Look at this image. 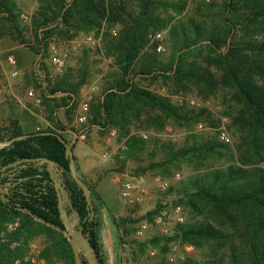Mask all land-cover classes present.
Returning <instances> with one entry per match:
<instances>
[{
    "label": "trees",
    "instance_id": "1",
    "mask_svg": "<svg viewBox=\"0 0 264 264\" xmlns=\"http://www.w3.org/2000/svg\"><path fill=\"white\" fill-rule=\"evenodd\" d=\"M37 3L32 18L37 45L58 30L67 33L75 28L90 32L100 30L103 24L119 29L115 37L104 41L106 54L113 59L116 71L100 106L95 109L92 125L101 127L99 121L103 120L123 130L132 115L138 118L143 111L148 117L159 113L162 120L171 119L178 124L187 121L184 110L171 105L166 98L126 83L134 64L139 74L155 73L152 69L157 61L155 53L152 49L142 53L146 35L150 29L168 28L171 46L179 53L174 68L167 69L172 79L178 84L193 82L212 88L215 78L219 77L220 86L235 90L247 112L251 131L257 137H264V0H226L219 29L193 17L173 24L172 19H160L155 14L160 0H38ZM14 6L12 1L0 0V13L6 14L4 23L8 24V35H12L15 25ZM175 8L176 15L182 13L183 7ZM55 22H60L59 27L50 28ZM236 28L242 34L238 39L231 38ZM16 32L18 40L23 41ZM203 44L210 51L206 61L212 63L214 71L186 61V55ZM33 51L39 53V48ZM69 87L72 91L71 85ZM201 113L186 114L199 117ZM11 125L0 129V144L27 137L0 148V186L4 189V199L0 197V264H13L22 259L28 239L40 235L46 239L41 252L46 264L52 258L64 264H75L70 241L61 233L65 226L58 210L56 179L49 165L40 163L44 159L56 168L57 180L67 196L64 208L69 217L75 213L74 229L87 239L96 264H106L100 220L92 204V198L99 197L79 177L89 191L88 204L83 191L72 179L70 161L77 172L75 158L66 154L64 144L56 137L61 136L59 132L46 128L25 134L17 127V122ZM48 132L52 135H45ZM142 143L130 140L129 153ZM217 146L207 143L198 149L180 152L183 155L197 150L211 153ZM181 190V202L190 212V217L178 227L184 243L194 248L207 245L212 253L222 250L229 264H264V166L209 169L188 178ZM14 222L18 226L9 231L8 225ZM13 242L17 246L11 248ZM81 257L83 264H88L87 259Z\"/></svg>",
    "mask_w": 264,
    "mask_h": 264
},
{
    "label": "rangeland",
    "instance_id": "2",
    "mask_svg": "<svg viewBox=\"0 0 264 264\" xmlns=\"http://www.w3.org/2000/svg\"><path fill=\"white\" fill-rule=\"evenodd\" d=\"M9 1L15 5L12 35H8V24L4 23L6 14L0 13V98L8 105L7 118L0 129L29 119L36 131V127L49 128L46 125L49 122L70 146L90 144L93 153L91 170L97 173L95 180H88V185L99 197L92 198V204L101 221L100 240L106 264H168L167 257L171 254L179 264H229L222 250L212 253L207 245L194 248L184 243L178 227L190 217L189 210L181 202V187L188 178L213 168L264 166V137H257L251 131L247 112L235 90L220 86L219 77L215 78L212 88L193 82L176 83L167 69L174 68L179 53L171 46L168 28L150 29L142 53H149L151 49L155 53L157 61L152 67L155 73L139 74L137 64H134L126 83L166 98L171 105L184 110L187 121L178 124L171 119L162 120L159 113L148 117L143 111L138 118L132 115L123 130L109 126L103 120L99 121L101 127L92 125L95 109L100 106L116 71L113 59L106 54L104 41L115 37L118 27L103 24L100 30L90 32L75 28L67 33L58 30L37 45L32 18L38 0ZM160 1L155 12L160 19H172L173 24L193 17L219 29L226 0ZM179 6L183 7L182 13L176 15L174 10ZM22 14L29 17L27 22L21 20ZM59 23H51L50 28L59 27ZM16 31L23 41L18 40ZM241 36L236 28L231 38ZM157 45H161L164 52L158 53ZM36 47L39 53L34 54ZM198 48L186 55L187 63L208 66L214 71L210 66L212 63L206 61L210 53L208 48L205 45ZM9 57L15 61L14 65L7 64ZM56 60L62 64L60 72ZM215 74L219 75L218 72ZM30 90L33 97L28 95ZM200 111L199 117L186 114ZM81 117H85V123L90 126L83 141L78 139L84 126ZM198 124L202 129L197 128ZM110 130L115 131V136L109 135ZM222 133L228 136L229 143L220 140ZM130 140L143 143L129 153L127 143ZM207 143L218 146L211 153L197 150L183 155L180 152L198 149ZM105 151L111 153L112 160L101 159ZM50 172L57 180L55 167H50ZM137 175L144 176L147 194L141 201L129 204L120 198L119 186L114 179ZM156 178L167 184V191H159ZM175 206L181 207L184 223L178 225L173 219L168 220L169 232L161 235L154 220L166 211L171 216ZM70 218L74 226L75 215ZM141 223H146L148 228L139 235ZM45 245L46 239L42 235L28 239L23 258L34 257L39 264H46L41 258ZM82 256L85 258V252ZM49 264L64 263L52 258Z\"/></svg>",
    "mask_w": 264,
    "mask_h": 264
},
{
    "label": "built area",
    "instance_id": "3",
    "mask_svg": "<svg viewBox=\"0 0 264 264\" xmlns=\"http://www.w3.org/2000/svg\"><path fill=\"white\" fill-rule=\"evenodd\" d=\"M21 20L24 22H27L29 20V17L27 15L22 14L21 15ZM156 51L158 53L164 52V48L161 45H157L156 46ZM57 63H59V67H58V71H61V62L60 60H56ZM7 64L9 65H14L15 61L13 60V58L9 57L7 59ZM28 95L30 97H33V93L30 90ZM80 122L84 123L83 128L79 131V135H78V139L79 140H85L86 136L90 130V126L87 125L86 122V118L85 117H81L80 118ZM198 129H202V125L198 124L197 125ZM41 129L36 128V131H40ZM110 136H115V131L114 130H110L109 132ZM142 138H146L144 135H142ZM220 140L223 143H229V138L227 135H225L224 133H222L220 135ZM121 149L123 150L124 147H121ZM111 153L110 152H103L101 155V159L103 161H110L112 160L111 157ZM115 184H118L119 186V196L120 198L129 203V204H134L136 202H139L142 200V198L147 194V189H146V180L144 178V176L141 175H137V176H124L123 179H119L116 178L114 179ZM155 183L157 188L159 189L160 192H165L167 191V184L164 183L163 181H161L159 178L155 179ZM174 220L176 222V224L181 225L184 223V218H183V214L181 211V207L179 206H175L172 208V215H168L167 211L164 212L163 214L159 215L155 220H154V224L155 226L158 227L161 235H167L169 232V228H168V220ZM18 226L17 222L14 223H10L8 225V229L9 230H14L16 227ZM148 228V225L146 223H141L140 226L138 227V234L140 235L142 232L146 231ZM175 233V232H174ZM17 246L16 242H13L11 244V248H14ZM152 255H154L155 253L152 252ZM23 260V261H22ZM167 261L168 264H179L176 257L173 256V254L169 255L167 257ZM22 262H25V264H39L38 261H36V259L34 257H24L23 259H17L14 261L13 264H23Z\"/></svg>",
    "mask_w": 264,
    "mask_h": 264
},
{
    "label": "water",
    "instance_id": "4",
    "mask_svg": "<svg viewBox=\"0 0 264 264\" xmlns=\"http://www.w3.org/2000/svg\"><path fill=\"white\" fill-rule=\"evenodd\" d=\"M45 135H52V133L48 132V133H45ZM25 137H27V136H20L18 138L12 139L11 141L0 144V148L9 145L11 142L24 139ZM56 137L59 140V142L64 144L65 149H66V154L68 156H71L72 152L70 151V145L68 143H66V141H64V139L61 136L56 135ZM40 163H47L49 165V170H50V167H52V166L55 167L53 163H51L50 161H48L46 159L42 160ZM70 174H71V177L74 180V182L83 191V194L87 200V203L90 204L89 191H88L86 185L77 176L76 171H75V167H74V163L72 160L70 161ZM55 188H56V193L58 196V210L60 212L61 219H62L63 224L65 226V230L61 231V233L65 238H67L70 241V244H71V247L73 250L75 264H83L82 257H81L83 252H85V258L87 259L88 264H96V262L93 258V255H92V250L88 245L87 239H85L80 234H78L76 232V230L74 229V226L70 222L71 218L67 215V211L64 208V200H65V198L67 199V196H66V193H65V191H64L59 180H56ZM3 193H4V189L2 186H0V197L2 199H4L2 196ZM73 214L75 215L74 212H73ZM42 223H44V222H42ZM46 225L49 227H53L50 224H46Z\"/></svg>",
    "mask_w": 264,
    "mask_h": 264
},
{
    "label": "crops",
    "instance_id": "5",
    "mask_svg": "<svg viewBox=\"0 0 264 264\" xmlns=\"http://www.w3.org/2000/svg\"><path fill=\"white\" fill-rule=\"evenodd\" d=\"M7 108H8L7 103L1 97L0 98V119H1L0 124L3 123V121L6 120V118H7ZM29 113L31 115H34V113L31 111ZM43 121H45V120H43ZM46 125L49 128L53 129L52 125L49 122H46ZM0 126H2V124ZM33 126H34L33 123L30 122L29 119H22L19 122L17 121V127L25 134L33 132ZM3 128H7L6 125H4V127H1V129H3ZM41 130H44V129H41ZM92 154H93L92 153V147L90 146V144H86V143L77 144L76 146L73 147V150H72V155L75 158V165H76L77 173H78L79 177H81V179H83L85 182H87V184H88V180H90V181L95 180L96 176L94 174L97 173V172L91 170ZM55 170H56V168H55ZM100 186L101 185L99 184L98 190H99ZM64 202H67L66 198H65ZM100 225H101V221H100ZM100 228H101V226H100Z\"/></svg>",
    "mask_w": 264,
    "mask_h": 264
}]
</instances>
